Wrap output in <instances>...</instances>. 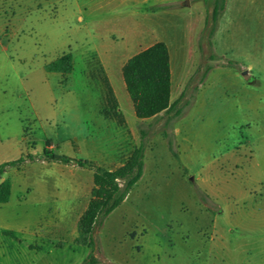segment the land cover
I'll list each match as a JSON object with an SVG mask.
<instances>
[{
    "label": "rangeland",
    "instance_id": "obj_1",
    "mask_svg": "<svg viewBox=\"0 0 264 264\" xmlns=\"http://www.w3.org/2000/svg\"><path fill=\"white\" fill-rule=\"evenodd\" d=\"M213 2L0 0V164L51 140L115 170L144 135L143 177L95 232L100 264H264V0H227L211 37ZM158 42L182 112L139 120L122 69ZM67 53L70 74L45 71ZM6 171L0 264H81L93 169Z\"/></svg>",
    "mask_w": 264,
    "mask_h": 264
},
{
    "label": "trees",
    "instance_id": "obj_2",
    "mask_svg": "<svg viewBox=\"0 0 264 264\" xmlns=\"http://www.w3.org/2000/svg\"><path fill=\"white\" fill-rule=\"evenodd\" d=\"M226 5L227 0H214L213 2L210 15L212 23L211 37L214 36L218 28L219 21L226 10ZM73 67V56L71 53H67L45 65L44 69L48 73L68 75L73 71ZM122 75L137 119H153L160 114L170 115L173 111H175V116L181 115V109L177 110L176 108L183 95L177 101H171L170 53L164 42H158L130 58L122 69ZM51 143V140L46 141L40 159L28 154L17 161L2 164L0 175L11 167L37 160L93 169L91 198L77 222V236L74 239V244L87 247L91 251L81 264H100L97 255L99 247L95 232L125 202L130 192L143 177L146 150L144 135L142 134L140 145L115 170H107L97 167L87 160L83 161L58 154L52 150ZM11 193L12 183L10 179H5L0 183V205L9 203ZM202 201L207 202L205 198ZM4 234L14 237L11 232H5Z\"/></svg>",
    "mask_w": 264,
    "mask_h": 264
},
{
    "label": "crops",
    "instance_id": "obj_3",
    "mask_svg": "<svg viewBox=\"0 0 264 264\" xmlns=\"http://www.w3.org/2000/svg\"><path fill=\"white\" fill-rule=\"evenodd\" d=\"M55 74H57V73H55ZM107 78H108V80H109V84H110L111 88H112L113 91H114V87H113L112 81L110 80V77H109L108 74H107ZM114 93H115V91H114ZM115 94H116V93H115ZM1 165H2V164H0V166H1ZM5 173H7V171H6ZM5 179H8V178H5V176L0 175V183L3 182Z\"/></svg>",
    "mask_w": 264,
    "mask_h": 264
},
{
    "label": "water",
    "instance_id": "obj_4",
    "mask_svg": "<svg viewBox=\"0 0 264 264\" xmlns=\"http://www.w3.org/2000/svg\"><path fill=\"white\" fill-rule=\"evenodd\" d=\"M244 75H247V73H244Z\"/></svg>",
    "mask_w": 264,
    "mask_h": 264
}]
</instances>
